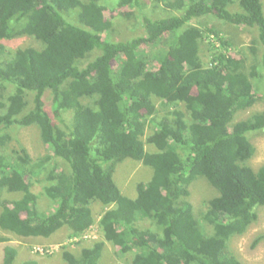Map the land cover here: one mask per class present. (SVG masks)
I'll list each match as a JSON object with an SVG mask.
<instances>
[{"label":"trees","instance_id":"16d2710c","mask_svg":"<svg viewBox=\"0 0 264 264\" xmlns=\"http://www.w3.org/2000/svg\"><path fill=\"white\" fill-rule=\"evenodd\" d=\"M105 1L0 0V193L21 194L0 197V264L15 263L10 236L92 228L93 201L105 207L97 221L103 239L78 253L64 248V264H101L105 242L129 253L128 264H243L229 241L264 206V165L248 163L255 152L249 134L264 129V110L235 116L264 98V5L115 0L125 16L136 10L144 28L114 41L103 37L112 31ZM149 2L165 13L147 15ZM214 21L232 26L235 37ZM252 31L247 47L235 42ZM19 36L38 46L9 49L5 41ZM30 125L49 146L36 159L10 145L11 129ZM127 159L152 168L134 197L113 178ZM44 171L40 195L55 203L51 211L39 208L31 190ZM200 177L218 192L201 220L188 198ZM140 218L154 227H140Z\"/></svg>","mask_w":264,"mask_h":264},{"label":"rangeland","instance_id":"374dc122","mask_svg":"<svg viewBox=\"0 0 264 264\" xmlns=\"http://www.w3.org/2000/svg\"><path fill=\"white\" fill-rule=\"evenodd\" d=\"M263 1L264 0H261L262 4L264 5ZM105 3L107 4V9L104 11V15L112 22V31H110V33L107 35L103 34L104 38L118 41L130 39L143 34L142 24L139 21L140 18L138 19L136 16H134L137 14L136 10H133V15L128 17L121 13L125 10V6H119L115 10V0H106ZM155 6L156 5H152L151 2H149L145 7L146 14L149 16H161L165 13V10L162 8V6ZM214 22L223 32L226 38L230 40L231 38L235 37L236 31L232 29V26L223 24L220 21ZM192 23H196V21L193 20ZM225 31L227 33H225ZM253 38L256 39V34L254 31L241 32L237 34L235 42L243 46L246 45L244 47H247ZM5 44L11 50L27 47L30 45L38 46V42L30 36H19L5 41ZM255 47L256 49H261V45L259 43H256ZM229 49L231 50L230 47ZM145 50L147 52L149 48L146 47ZM230 53L233 54V51ZM94 54L95 52L90 53L87 59L93 58ZM203 58L206 60V55H203ZM262 110H264V98L261 101L255 103L248 110L239 112L235 116V120L246 118L252 112ZM149 132V129L146 130V133ZM11 133L13 138L10 145H12L14 149L24 147L34 159L49 152V146L41 140L39 128L36 125L23 127L17 126L11 129ZM249 138L255 147V152L254 155L249 159L248 163L254 169H258L260 166L264 165V129L252 132L249 134ZM144 139L145 137H143V140ZM146 148L151 151L154 150L153 147L148 145H146ZM43 175H45V171L40 175V178L34 177L32 179L31 190L34 193L39 194L37 198V204L39 208L45 211H51L53 208L52 206H54L55 203L53 201H48L45 196L40 195L43 192V186L46 184ZM151 175V167L143 165L139 161L127 159L117 165L116 171L113 174V178L123 194L127 196L130 195L129 197H134V194L136 193V184L139 182L148 181L151 178ZM189 191L190 194L188 198L193 205L196 215L201 220L202 212L207 209V201L216 196L218 192L208 183L205 178L201 177L192 182ZM13 195L20 197L21 194L17 193ZM12 196L8 195L6 192L0 193V197L2 198H11ZM91 209L95 219L93 227L91 228V233L90 231L88 232V230H85L78 235H72L69 227L64 226L49 237L22 238L15 235L10 236V243L18 248L14 264H22V262L28 258H35L38 261V264H64L61 255L64 248L69 249L74 253H78L82 247L91 246L94 241L103 239L99 228L97 227V221L101 213L105 210V207H103L98 201H93L91 204ZM257 212L258 219L252 223L243 234L235 235L229 241L230 249L237 256V258L242 261L243 264H264V240L258 243L257 241H254L259 234H264V206L258 207ZM137 222L142 228L154 227L147 218H140ZM204 227L208 232H210V228H208V226L204 225ZM2 233L4 232H2L0 229V235H2ZM254 242L256 244H254ZM127 256L129 257L130 254H120L117 247H114L110 242H105L101 255V264H128Z\"/></svg>","mask_w":264,"mask_h":264},{"label":"built area","instance_id":"2783aa9c","mask_svg":"<svg viewBox=\"0 0 264 264\" xmlns=\"http://www.w3.org/2000/svg\"><path fill=\"white\" fill-rule=\"evenodd\" d=\"M89 231H90V233H91V228L88 229V232H89ZM86 233H87V232H86ZM75 238H76V237H75Z\"/></svg>","mask_w":264,"mask_h":264},{"label":"bare ground","instance_id":"6f19581e","mask_svg":"<svg viewBox=\"0 0 264 264\" xmlns=\"http://www.w3.org/2000/svg\"><path fill=\"white\" fill-rule=\"evenodd\" d=\"M144 28V27H143ZM241 37V36H240Z\"/></svg>","mask_w":264,"mask_h":264}]
</instances>
